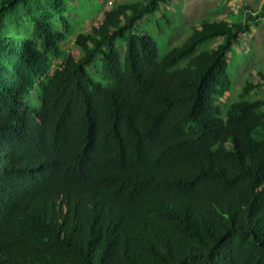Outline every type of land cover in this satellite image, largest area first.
I'll return each mask as SVG.
<instances>
[{"label": "trees", "instance_id": "1", "mask_svg": "<svg viewBox=\"0 0 264 264\" xmlns=\"http://www.w3.org/2000/svg\"><path fill=\"white\" fill-rule=\"evenodd\" d=\"M167 1L0 0V264H264V67L225 99L264 1L160 55Z\"/></svg>", "mask_w": 264, "mask_h": 264}, {"label": "rangeland", "instance_id": "2", "mask_svg": "<svg viewBox=\"0 0 264 264\" xmlns=\"http://www.w3.org/2000/svg\"><path fill=\"white\" fill-rule=\"evenodd\" d=\"M81 8L83 17L82 27L91 30L93 26L99 25L102 17V10L112 7L116 3L130 0H87ZM262 0H229L227 3L222 0H168L163 2L157 16L166 12L170 23L161 19V26L156 22L149 23L147 30L155 38L159 54L162 55L172 46L180 44L191 32L192 27L199 28V22L203 18L221 20L229 16L241 19L243 13L239 12L243 5L247 4L252 10L260 8ZM96 7H102L99 12ZM240 41L235 43L233 50L228 54L229 69L234 80V89L227 93V100H233L242 88L245 78L257 79L258 69L264 67V20L259 23L244 22L240 28ZM210 46H216L211 43ZM65 48L79 57L81 49L74 43V36L65 44ZM254 97H264V86L254 90Z\"/></svg>", "mask_w": 264, "mask_h": 264}, {"label": "crops", "instance_id": "3", "mask_svg": "<svg viewBox=\"0 0 264 264\" xmlns=\"http://www.w3.org/2000/svg\"><path fill=\"white\" fill-rule=\"evenodd\" d=\"M263 1H264V0L261 1V4H262ZM261 4H260V5H261ZM239 12H240V11H239ZM229 17H230V16H229ZM227 18H228V17H227Z\"/></svg>", "mask_w": 264, "mask_h": 264}, {"label": "bare ground", "instance_id": "4", "mask_svg": "<svg viewBox=\"0 0 264 264\" xmlns=\"http://www.w3.org/2000/svg\"><path fill=\"white\" fill-rule=\"evenodd\" d=\"M3 134V133H2ZM17 137V136H16ZM7 145V144H6Z\"/></svg>", "mask_w": 264, "mask_h": 264}]
</instances>
